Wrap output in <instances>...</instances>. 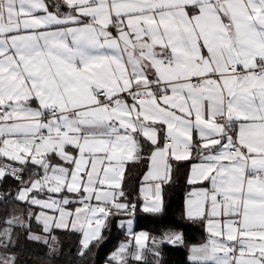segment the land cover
<instances>
[{
  "label": "snow or ice",
  "instance_id": "6c2138e0",
  "mask_svg": "<svg viewBox=\"0 0 264 264\" xmlns=\"http://www.w3.org/2000/svg\"><path fill=\"white\" fill-rule=\"evenodd\" d=\"M193 152L186 215L208 238L192 264H264V0H0V179L23 184L44 232L79 231L84 255L110 215L136 212L128 162L147 160L143 211L158 213L170 161ZM133 240L141 260L149 237Z\"/></svg>",
  "mask_w": 264,
  "mask_h": 264
},
{
  "label": "trees",
  "instance_id": "16d2710c",
  "mask_svg": "<svg viewBox=\"0 0 264 264\" xmlns=\"http://www.w3.org/2000/svg\"><path fill=\"white\" fill-rule=\"evenodd\" d=\"M150 146L143 144L142 155L147 156ZM148 162L129 163L126 167L123 188L128 201L136 204L134 231L145 230L152 238L166 230H176L183 236L181 245L165 244L160 248L159 264H192L188 262L189 247L207 239L203 222L190 220L185 215V196L190 188L187 183L191 161H173L171 180L162 186V210L158 213L143 211L140 185ZM32 168L25 167V176H31ZM20 181L5 183L8 194L15 197ZM35 210L15 198L0 200V238L5 227L11 226L12 239L7 249L0 247V254L16 257L17 264H105L111 253L130 236L120 227L119 220L129 216L110 215L102 231V239L84 254L81 252V233L72 229H53L44 232L32 217ZM11 221V223H7ZM30 228V231H29ZM33 233L48 238L49 243L33 240ZM51 237H55L52 240ZM127 264H146L141 260H130Z\"/></svg>",
  "mask_w": 264,
  "mask_h": 264
},
{
  "label": "crops",
  "instance_id": "0c3cea01",
  "mask_svg": "<svg viewBox=\"0 0 264 264\" xmlns=\"http://www.w3.org/2000/svg\"><path fill=\"white\" fill-rule=\"evenodd\" d=\"M48 2L50 3V4H57V3H59V0H48ZM61 11H64V9H61ZM195 138V137H194ZM141 143H142V145L145 143L144 142V140L142 139L141 140ZM5 159V158H4ZM6 160V159H5ZM173 161H175V160H172V161H170V163L172 164V162ZM188 161H191V167H192V165L193 164H195V163H199L200 162V160L198 159V154L196 153V152H193V156H192V159L191 160H188ZM9 162V161H8ZM129 163H132V162H128V164ZM127 164V165H128ZM24 167H27V168H32V169H38L36 166H34V165H27V166H24ZM191 167H190V169H191ZM148 171V167H147V170H146V172ZM146 172H145V174H146ZM189 173H190V171H189ZM144 174V175H145ZM30 177V176H29ZM29 177H26L25 179H24V181L26 182L28 179H29ZM144 177V176H143ZM189 178V177H188ZM11 180H14V179H12L11 177H9V176H7V175H5V177H4V182L5 183H7V184H9V182L11 181ZM15 181V180H14ZM207 182H205V184H206ZM146 186V182L143 180V178H142V182H141V185H140V195H141V200H142V204H141V207H142V209H143V204H144V200H143V192H142V188L143 187H145ZM163 186V185H162ZM23 187V184L21 183L20 184V186H19V188H18V190H17V192H16V195H15V199L18 201V202H21V201H19L18 199H17V195H18V192L21 190V188ZM192 187L193 186H191L190 185V188H189V190H188V192H187V194H186V196H185V215H186V199H187V195H188V193L191 191V189H192ZM6 190V189H5ZM50 195H55V194H50ZM69 195H71V194H69ZM161 195H162V193H161ZM39 198H41V199H43V198H45V195L44 194H41V196L39 197ZM56 198H58V195L56 196ZM21 203H24V204H27V205H29L31 208H33L34 210H35V213L36 214H38L40 211H41V209L39 208V207H37V206H32V205H30V204H28V203H26V202H21ZM79 205L78 204H72V205H69L68 207L69 208H75V207H78ZM161 210H162V207H161ZM49 214H52L51 212H49ZM124 216V215H123ZM135 216V215H134ZM134 216H129V217H134ZM186 217H187V215H186ZM188 218V217H187ZM189 219V218H188ZM36 220V219H35ZM190 220H194V221H201V222H203V225H204V229H205V232H206V235H207V238H208V233H207V227H206V222H204V221H202V220H200V219H190ZM36 222L42 227V229H43V226H42V224H40L37 220H36ZM105 223H106V221H105ZM134 227V226H133ZM53 229H56V228H53ZM52 229V230H53ZM61 229H72L71 227H69V228H61ZM104 229V228H103ZM72 230H74V229H72ZM75 231H77V230H75ZM103 231V230H102ZM79 232V231H78ZM141 232H145L147 235H148V237H149V240L146 242V251L148 252L147 254H149V250L151 249L150 248V246L151 245H156L157 246V250H158V253H160V248L163 246V245H165V244H170V243H165L166 241H164V242H162V237H163V234L164 233H167V232H170V230H166V231H164L161 235H159V236H157V237H155V243H153V238L151 237V235H150V233H148V232H146V231H137V232H132V233H134V234H136V235H138V234H140ZM175 233H179L180 234V232H175ZM129 236H130V239H132V241H134L133 240V234H129ZM207 240V239H206ZM205 240V241H206ZM81 241H82V234H81ZM204 241V242H205ZM203 242V243H204ZM134 243H132V245H133ZM200 244H202V243H200ZM181 245V244H180ZM195 245H199V244H192L190 247H189V253H188V256H187V260H188V262H190V263H192V261L190 260V256H191V248H192V246H195ZM129 262V261H128ZM147 264V263H146ZM157 264H159V260H158V263Z\"/></svg>",
  "mask_w": 264,
  "mask_h": 264
},
{
  "label": "rangeland",
  "instance_id": "374dc122",
  "mask_svg": "<svg viewBox=\"0 0 264 264\" xmlns=\"http://www.w3.org/2000/svg\"><path fill=\"white\" fill-rule=\"evenodd\" d=\"M162 206H163V202H162ZM122 215L125 216V213H122ZM129 220H131V224H129ZM119 225L120 227L126 232V234H133L132 232L134 231L133 226H134V217H127V218H122L119 220ZM8 229L11 231L12 234V230L13 228L9 225L7 227H5L3 230ZM141 231H145V230H141ZM3 232V231H2ZM135 232V231H134ZM147 232V231H146ZM170 232H177L176 230H170ZM145 233V232H143ZM32 235H36V233H33ZM102 235V233H101ZM40 236V235H39ZM3 238V237H2ZM132 243H134L132 245ZM167 243V242H165ZM182 242H177V243H170L172 245L175 246H179ZM123 244H130L129 247V254L126 257L127 263L130 260H136L135 259V253L138 251L137 246L135 245V242L132 241V239L128 240V241H124L122 242L109 256V261H107L105 264H110L111 262V257L113 255V253H115L116 251H118V249L121 247V245ZM150 250H149V254H147L148 252L145 250L146 247L142 250V259L141 261H145L147 264H157L158 260H159V253L157 250V246L156 245H151L150 246ZM112 264H114V262H112Z\"/></svg>",
  "mask_w": 264,
  "mask_h": 264
},
{
  "label": "built area",
  "instance_id": "2783aa9c",
  "mask_svg": "<svg viewBox=\"0 0 264 264\" xmlns=\"http://www.w3.org/2000/svg\"><path fill=\"white\" fill-rule=\"evenodd\" d=\"M4 163H11V162H8V161L5 160L4 158H0V164H4ZM14 166H16V167H20V165H18V164H15ZM34 171H39V169H33V170L31 171V174H32ZM6 175H7V174H6ZM22 175H23V177L25 176V171H24V173H23ZM7 176H9V177H11L12 179L16 180V179H15L14 177H12L11 175H7ZM16 181H18V180H16ZM4 185H5L4 178H3V179H0V200H1L3 197L8 198V200H13L15 197L7 193V191L5 190V186H4ZM125 215H126V216H130V215L126 214V213H125ZM134 215H135V213H134L133 215H131V216H134Z\"/></svg>",
  "mask_w": 264,
  "mask_h": 264
}]
</instances>
